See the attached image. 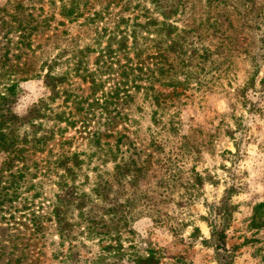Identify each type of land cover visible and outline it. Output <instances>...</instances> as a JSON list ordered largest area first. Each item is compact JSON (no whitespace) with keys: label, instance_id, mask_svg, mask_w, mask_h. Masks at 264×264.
Listing matches in <instances>:
<instances>
[{"label":"rangeland","instance_id":"1","mask_svg":"<svg viewBox=\"0 0 264 264\" xmlns=\"http://www.w3.org/2000/svg\"><path fill=\"white\" fill-rule=\"evenodd\" d=\"M180 9L171 20L199 26L209 57L177 66L184 82L168 86L160 68L178 64L172 55L148 40L139 56L130 39L120 48L136 22L161 19L149 0H0V90L14 80L15 112L37 109L30 120L39 127L24 125L26 141L0 151V264H141L148 255L158 264H264V25L255 32L236 7L207 0ZM254 55L262 64L244 97ZM48 65L58 77L53 93L43 81ZM74 153L83 163L66 180L95 197L114 227L87 230L73 211L61 242L51 214L57 161ZM105 181L109 197L94 195ZM230 187L225 250H215L211 227ZM114 207L118 222L109 221Z\"/></svg>","mask_w":264,"mask_h":264},{"label":"trees","instance_id":"2","mask_svg":"<svg viewBox=\"0 0 264 264\" xmlns=\"http://www.w3.org/2000/svg\"><path fill=\"white\" fill-rule=\"evenodd\" d=\"M76 1L77 0H72L73 5L76 4ZM183 2L184 0H149V3L152 5V11L160 16L161 19L159 20L150 15H146V21L144 23L136 22L134 28H132L128 34H120V48L128 47L126 43H128L130 39V48L137 50V56L143 51L141 49V40H148L153 43V48L156 49L157 54L164 53V57L172 55V60L178 61L177 65L171 64L170 67L168 66L169 68L167 67L168 69L165 67L160 68L161 73L165 72L169 75L168 80L164 83L168 86H176L184 82V80L181 81L175 75L178 73L176 72L177 66L188 68L197 57L201 59L202 63H204L209 57V50L203 47L204 45H202L199 40V26L197 28H187L185 25L179 26L176 23V20H171L170 18L171 16L175 17L179 12L181 13L182 10L180 8L183 6ZM207 2L209 6L226 7L227 5H232L236 7L239 11L238 14L244 19V24L247 23L248 27L255 30V32H260V34L263 33L264 0H207ZM214 21L215 22L212 23L213 26H215L217 20L215 19ZM145 29V33H148L147 36L142 35L141 32ZM261 37L260 40L264 43V33L261 34ZM201 48L203 49V52L199 55L198 51H200ZM220 57L222 56L220 55ZM258 58L259 55H254L251 58V74L247 86L244 87L245 90L243 89L244 97L246 89H255L254 85L262 64ZM261 58H264V56L261 55ZM57 79L58 77L54 76L52 73V66L48 65L46 72L43 74V81L52 93L55 91ZM263 82L264 80L261 78L259 83ZM148 89L153 90L152 87ZM145 90L146 94H148L147 88ZM150 98L154 103L158 104V98L154 92L151 94ZM16 99L17 83L14 80L6 82L4 90H0V151L7 152L8 155L17 148L16 145L18 143L26 141L27 139V133L20 134L19 130L21 127L27 125L34 130L39 129L38 125L30 120V117L33 116L34 113H37V109L32 108L28 113L19 115L14 110ZM152 114L153 123L157 124V111H152ZM34 137V142L39 144H44L47 140L45 134L40 136L35 134ZM69 160L72 161V166L68 165ZM57 162L63 169V173L60 174V182L58 183L59 192L56 195V201L53 204L51 214L54 218L55 231L58 234L60 241L63 242L70 234L69 231L72 226L69 218L73 211L77 212V216L81 220L89 224L86 226L87 230L91 227L93 228V226H95L96 229L113 226L112 224H107L106 219L103 217V213H105L104 208L96 202L95 197H91L89 193L80 190L73 182L68 183L66 180L67 177L73 179L75 175L74 166H79L83 163L78 155L74 153L71 156H61L58 158ZM120 173L121 166L119 163H116L115 181L117 183H120L121 180ZM112 189V184L105 181L96 184L94 188H91V191L96 196L108 198ZM232 191L233 188L231 187L226 189L218 207V214L221 222L219 224H213L211 227V238L214 242L215 250H225V230L228 225L229 216L231 215L232 206L230 204V197ZM97 208L101 210V214H97ZM118 210L119 207H114L112 209V216L109 218V221L113 222L117 217L116 222L121 220L123 215L121 212L119 214ZM69 254H77V252L70 251ZM218 255H220L221 258L224 257V254ZM138 262L141 264L159 263L158 259L152 255L140 257ZM218 263L226 264V261L219 259Z\"/></svg>","mask_w":264,"mask_h":264}]
</instances>
